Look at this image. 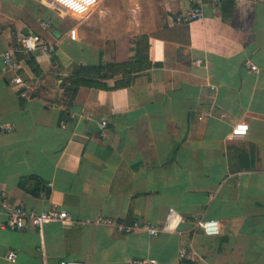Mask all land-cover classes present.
<instances>
[{
    "label": "crops",
    "instance_id": "1",
    "mask_svg": "<svg viewBox=\"0 0 264 264\" xmlns=\"http://www.w3.org/2000/svg\"><path fill=\"white\" fill-rule=\"evenodd\" d=\"M199 1L203 17L184 24L174 16L193 0H99L109 41H90L79 26L71 38L45 1L0 0V53L29 33L55 46L18 56L28 98L0 57V124L13 125L0 132V264H264V0ZM137 52L150 67L125 87L80 86L62 122L75 64L106 67ZM240 122L246 134L230 137ZM52 203L70 218L26 230L5 223L14 205ZM171 207L184 218L177 232L91 223L160 225ZM195 217L219 220L220 234L191 227ZM182 243L190 260L179 259Z\"/></svg>",
    "mask_w": 264,
    "mask_h": 264
},
{
    "label": "built area",
    "instance_id": "2",
    "mask_svg": "<svg viewBox=\"0 0 264 264\" xmlns=\"http://www.w3.org/2000/svg\"><path fill=\"white\" fill-rule=\"evenodd\" d=\"M49 1L54 3L58 8H62L70 12L64 5L60 3V0H49ZM193 1H195L194 5L189 10H187L186 12H179L175 14L174 16L175 22L185 24L193 20H199L203 17V9L200 4V1L199 0H193ZM98 3L99 0H97L95 7L98 5ZM95 7L90 9L89 12L86 13V15L89 14ZM69 35L71 38L74 39L76 37V29L71 28L69 30ZM32 38H35V47L29 48L27 46L26 41ZM38 48L43 49L48 54H52L55 51L54 44L43 41L38 34L29 33L23 35L17 44H13L7 47L0 53L3 69L12 75L10 82L13 83L14 86H16L18 93L20 94L21 97L24 98L30 97V93H29L30 84L26 79L22 77L20 73L21 64L18 56L23 53L33 52ZM249 67L252 70L257 69L256 66L253 64H250ZM247 127L248 125L244 122H240L236 124L231 129L230 137L234 138L246 134ZM12 129H13V125L11 124H7V123L0 124V132H7V131H11ZM0 197L1 198L3 197V193L0 194ZM177 214H179L182 217L181 221H183L184 220L183 216L177 210L171 207L168 209V213L166 215L165 220L160 225H152L138 221L123 222L104 215L97 216L91 221V223L95 225L110 227L121 233H130L136 230H145L149 235L155 236L158 235V233L160 232H167V233L177 232L178 226L175 229H171L168 227L171 219L174 218L175 215ZM69 218L70 216L67 213V211L64 210L63 208H60V206L56 203H52L49 208L42 211L28 210L21 205H14L8 209L5 223L11 229L26 230L34 227H41L45 222L48 221L64 222ZM211 221L219 222V220L215 218L204 219L201 217H195L191 221V225H192L191 227L200 229L205 235L208 236L219 235L221 231V226L218 232L212 234L206 232L205 228L203 227L205 223ZM16 256L17 254L13 250H10L5 254V257L8 260H14ZM178 256L180 260H190L192 258V252L187 248V246L184 243H182L179 248ZM58 264H83V263L78 260L62 259L58 262ZM129 264H157V263L154 260L144 259V260H131Z\"/></svg>",
    "mask_w": 264,
    "mask_h": 264
},
{
    "label": "trees",
    "instance_id": "3",
    "mask_svg": "<svg viewBox=\"0 0 264 264\" xmlns=\"http://www.w3.org/2000/svg\"><path fill=\"white\" fill-rule=\"evenodd\" d=\"M29 64L33 67V60L30 57ZM151 63L146 59L142 53L137 52V55L132 59L122 63H108L106 67H100L95 65H78L75 64L72 69L71 75L67 78L68 83L64 86L63 93V105L64 111L61 113V119L66 118L69 113L68 109L72 104L74 96L80 86L98 87L103 89H110L115 87H125L131 84V73L150 67ZM34 68V67H33ZM121 75V76H120ZM120 76V78H116ZM109 80H113V85L108 84ZM26 177L21 178L20 182H25ZM22 186L25 187L22 183ZM27 188V187H25ZM45 194L48 193V189H45ZM31 193L38 195L37 188L31 190Z\"/></svg>",
    "mask_w": 264,
    "mask_h": 264
},
{
    "label": "rangeland",
    "instance_id": "4",
    "mask_svg": "<svg viewBox=\"0 0 264 264\" xmlns=\"http://www.w3.org/2000/svg\"><path fill=\"white\" fill-rule=\"evenodd\" d=\"M44 1L47 2L49 6L54 5L50 7L53 9L55 8L61 14V18H63L71 28L74 27L76 29V34H77V27L79 26L84 31V34H85L84 38L86 40H90V41L97 40L98 41L99 35L103 34L106 38L105 40L109 41L107 37L108 33L101 31L102 29L104 31L105 29L108 28L107 26L108 22L106 21V19H101L102 20L101 23L99 22V18L97 16V12H98L97 8L99 5H97L89 14L86 15L87 18H84V17H75L71 13L62 14L61 9L58 8L54 3H52L49 0H44ZM119 34H120V38L123 39L125 34L123 32H120Z\"/></svg>",
    "mask_w": 264,
    "mask_h": 264
},
{
    "label": "clouds",
    "instance_id": "5",
    "mask_svg": "<svg viewBox=\"0 0 264 264\" xmlns=\"http://www.w3.org/2000/svg\"><path fill=\"white\" fill-rule=\"evenodd\" d=\"M96 2L97 0H60V3L64 5L73 16L84 18H87L86 13H88L90 9L95 7ZM26 43L29 48H34L35 38L29 39L28 41H26ZM181 220L182 217L179 214L175 215V217L171 219L168 227L171 229H175L179 225ZM203 227L205 228L206 232L212 234L219 231L220 225L218 221H211L205 223Z\"/></svg>",
    "mask_w": 264,
    "mask_h": 264
},
{
    "label": "water",
    "instance_id": "6",
    "mask_svg": "<svg viewBox=\"0 0 264 264\" xmlns=\"http://www.w3.org/2000/svg\"><path fill=\"white\" fill-rule=\"evenodd\" d=\"M53 33L56 34V30Z\"/></svg>",
    "mask_w": 264,
    "mask_h": 264
}]
</instances>
